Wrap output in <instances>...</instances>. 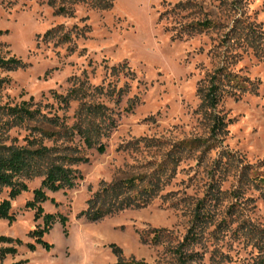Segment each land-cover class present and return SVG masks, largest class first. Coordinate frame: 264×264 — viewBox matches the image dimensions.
Returning <instances> with one entry per match:
<instances>
[{"label": "rangeland", "instance_id": "obj_1", "mask_svg": "<svg viewBox=\"0 0 264 264\" xmlns=\"http://www.w3.org/2000/svg\"><path fill=\"white\" fill-rule=\"evenodd\" d=\"M179 1L189 2L174 8ZM107 2V9L97 6ZM238 17L264 29V0H0V57L14 55L26 63L0 68V105L30 101L40 112L3 130L2 142L34 139L51 148L37 162L43 170L63 164V156L87 158L65 163L81 174L74 187L47 191L56 202L42 203L44 212L56 215L44 235L49 248L38 244L31 251L25 245L34 241L28 232L42 226L25 203L43 176L24 179L28 190L11 202L15 219H0V234L23 244L3 264H111L119 256L178 264L173 249L204 196H213L205 202L213 220L200 242L186 248L197 252L190 264H243L254 256L231 229L243 218L264 226V188L251 182L264 173V55L246 45L222 54L224 33ZM204 18L219 26L190 32L189 24ZM221 66L257 88L221 98L216 110L228 122L227 131L214 140L197 89ZM88 127L94 128L96 147H88L79 133ZM46 131L56 134L48 138ZM190 139L200 140L174 150L178 162L169 163L173 170L145 206L124 207L96 221L81 215L101 181L149 173L175 143ZM7 193L5 188L0 199ZM232 204L237 219L220 229L223 218L230 220ZM59 214L67 218L64 229ZM153 228L167 230L162 242L152 241Z\"/></svg>", "mask_w": 264, "mask_h": 264}, {"label": "trees", "instance_id": "obj_2", "mask_svg": "<svg viewBox=\"0 0 264 264\" xmlns=\"http://www.w3.org/2000/svg\"><path fill=\"white\" fill-rule=\"evenodd\" d=\"M189 1H179L174 5V8L182 7L188 4ZM97 6L102 9H107L111 6L110 3L100 4ZM162 15V14H161ZM190 32H202L211 28L219 26L218 22L211 19L204 18L203 20L191 22ZM1 31V30H0ZM49 33V32H47ZM224 41L220 44L222 54L224 52L230 55V50L234 47L246 45L252 48L255 52L264 55V29L258 24L247 20V18L238 17L233 20L229 29L224 33ZM26 63L22 59L14 55L7 58L0 57V68L13 70L17 68H24ZM256 83L248 77L241 76L233 72L226 66L218 67L214 72L209 74L199 85L197 92L200 96V107L208 115L210 120V137L211 139H218V135L227 131L228 122L225 121L217 110V105L224 95L237 96L243 92L254 93L256 91ZM57 99L67 101L66 98L56 95ZM31 99V98H30ZM30 101H21L14 105H0V116L7 118L0 121V193L7 188V197L0 199V219H7L12 221L15 219L11 212V202L22 192L28 190V186L24 179H32L34 177L43 176L40 185L32 190V198L25 203L26 208L33 209L34 219H42V226H37L28 232V236L33 238V242H27L25 245L31 251L36 249V245H41L44 248L52 246L46 240L44 235L50 231L52 225L56 221V215L44 212L42 203L47 200L55 203L53 198H49L47 191L56 192L66 188H72L77 184L81 178L79 170L66 166L67 164H74L78 162H86L87 158L78 156H63V164L52 163L46 168L40 169L37 162L49 156L51 148L38 143L34 139H28L23 145L15 144L14 138L10 144L2 142L3 130H9L14 126L23 125L27 120H33L38 109L30 107ZM98 106V105H97ZM48 118V117H46ZM48 120L55 121L53 118ZM93 127L79 129V133L88 147H96L95 142L91 141V133ZM44 131V130H43ZM48 138H53L55 132H44ZM200 139L182 140L174 144V147L168 151L167 159L158 163L154 169L149 173L132 175L125 178H116L112 182L101 181L99 189L87 200V209L81 212L87 220L96 221L105 215L115 213L124 207H142L145 206L153 196L162 188L166 181L168 170H173L170 162H178L177 156H174V150L181 145L193 146L197 144ZM99 152L104 151V145H98ZM257 187L264 188V173L255 175L251 178ZM213 196H204L197 205L193 221L182 241L173 249L178 264H190V261L197 256V252H187L186 248L200 242L202 233L206 225L212 222V216L207 211L206 201L208 203ZM240 213L241 209L238 208ZM237 211L234 204L230 205L227 210V215L230 220L223 218L218 227L220 229L228 227L230 222H235L237 218L233 215ZM58 220L63 229L67 221L66 216L59 214ZM65 231V230H64ZM166 229L153 228L149 232H153L152 241L154 243L162 242L166 236ZM232 235L235 238H241L244 245H250L255 254L252 258L246 260L243 264H264V226L255 223L249 218H243L237 222L236 226L231 229ZM148 233V232H147ZM145 240L146 238L142 236ZM12 244L10 246L0 247V264L7 254H15L18 245L23 242L19 238H12L0 234V244ZM118 252V248H115ZM229 259V256L223 254ZM25 261L20 260L12 264H24ZM111 264H149L143 260H136L134 258L125 259L119 256L116 262Z\"/></svg>", "mask_w": 264, "mask_h": 264}]
</instances>
